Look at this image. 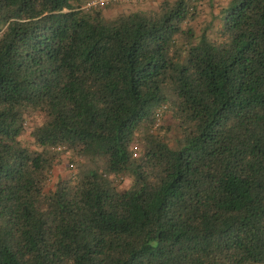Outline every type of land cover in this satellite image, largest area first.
<instances>
[{
  "label": "trees",
  "instance_id": "trees-1",
  "mask_svg": "<svg viewBox=\"0 0 264 264\" xmlns=\"http://www.w3.org/2000/svg\"><path fill=\"white\" fill-rule=\"evenodd\" d=\"M91 1L0 0V264H264V0Z\"/></svg>",
  "mask_w": 264,
  "mask_h": 264
},
{
  "label": "rangeland",
  "instance_id": "rangeland-1",
  "mask_svg": "<svg viewBox=\"0 0 264 264\" xmlns=\"http://www.w3.org/2000/svg\"><path fill=\"white\" fill-rule=\"evenodd\" d=\"M128 5H124V7L122 5L116 4L113 5L111 8H107L105 9V14L106 16H113V14H115L116 12H118V9H124L127 8ZM214 9L210 8L208 5H200V15L196 18V25L198 27H203L205 25H208V22L210 21L212 15V12L214 10H216V5L213 7ZM162 122L169 124L171 122L169 115H164V117L161 118L160 121L157 122V125L160 124ZM157 125L155 126V128L157 127ZM67 158L64 157V159L62 160L61 163L57 164V166L54 168V179L58 176V175H66L68 173V169L66 168L67 166ZM124 185V184H123ZM127 185V184H125Z\"/></svg>",
  "mask_w": 264,
  "mask_h": 264
},
{
  "label": "built area",
  "instance_id": "built-area-1",
  "mask_svg": "<svg viewBox=\"0 0 264 264\" xmlns=\"http://www.w3.org/2000/svg\"><path fill=\"white\" fill-rule=\"evenodd\" d=\"M112 0H93L89 3V5H96V4H106L108 2H110ZM163 111V107L162 108H159L157 111H156V117L158 118L157 121H159L160 119V116H161V112ZM157 125V122H155V126Z\"/></svg>",
  "mask_w": 264,
  "mask_h": 264
}]
</instances>
